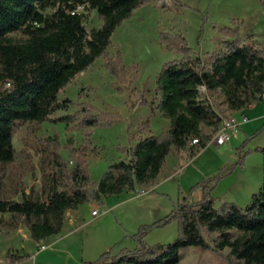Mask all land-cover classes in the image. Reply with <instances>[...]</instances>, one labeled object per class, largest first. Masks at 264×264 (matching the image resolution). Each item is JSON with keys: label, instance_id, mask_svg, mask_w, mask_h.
<instances>
[{"label": "trees", "instance_id": "1", "mask_svg": "<svg viewBox=\"0 0 264 264\" xmlns=\"http://www.w3.org/2000/svg\"><path fill=\"white\" fill-rule=\"evenodd\" d=\"M149 0H0V162L15 159L14 135L20 120L45 121L70 99L61 100V90L81 71L104 54L111 37L135 8ZM181 0H175L180 2ZM264 5V0H262ZM95 9L102 21L91 30L85 25V13L72 12L77 4ZM48 8H54L48 12ZM240 27L227 28L226 37L206 58L193 54L182 35H164L168 47L180 50L183 57L166 62L157 82V108L170 119L167 130L156 134L150 120L130 129L136 141L125 159L113 162L97 184L86 169V150L74 147L66 161L59 150L47 155L43 181L37 194L22 193L21 199L0 198V214L21 216L32 238L41 242L60 232L66 210L80 204L154 184L172 148L186 150L192 140L206 147L221 127L225 113L220 112L202 88L224 93L232 111L244 110L264 94V45L247 41ZM13 33L25 38L17 40ZM113 72L120 61L110 63ZM143 102V101H142ZM86 111V108H84ZM76 112L77 126L94 125L100 119L92 109ZM65 117H55L62 120ZM212 127L210 133L202 124ZM264 148H259L263 150ZM239 162L223 168L214 177L195 184L189 195L174 202L166 217L144 224L134 235L138 246L118 253L108 250L88 264H176L181 248L189 245L213 248L206 234L213 235L217 249L229 246L228 258L237 264H264V179L246 205L223 201L215 205L211 183ZM201 187L203 197L192 201V192ZM181 194V188H179ZM179 220V235L168 243L148 245L143 236L152 225ZM11 251H8L9 256Z\"/></svg>", "mask_w": 264, "mask_h": 264}, {"label": "rangeland", "instance_id": "2", "mask_svg": "<svg viewBox=\"0 0 264 264\" xmlns=\"http://www.w3.org/2000/svg\"><path fill=\"white\" fill-rule=\"evenodd\" d=\"M53 10L54 8L47 9L48 12ZM263 10L262 0H149L135 8L132 15L116 28L105 53L79 72L61 90L60 99H70L66 108L57 110L50 115V119L42 122H18L14 135L15 159L11 162H0V198L21 199L23 192L39 193L44 166H48L47 155L57 149L66 161L71 160L75 151H71L70 143L76 148L86 150V169L92 183L97 184L113 162L127 157L134 141L130 136V129L132 132L136 131L141 122L149 119L158 132L164 131L165 118L156 112L159 101L157 78L166 62L184 55L180 50L169 48L164 35L184 36L192 53L206 58L209 52L217 48L219 39L227 36V28L240 27L241 30L242 19H245V29H253L254 25L249 21L250 15H257V25L254 28L263 30ZM84 13L88 30L102 24L95 9L86 7ZM241 14H246V17ZM12 35L17 40L25 38L22 33ZM111 61H120V70L113 72L109 64ZM202 91L222 110L221 92L217 97H212L205 88ZM90 108L100 117L98 122L87 127L77 126L78 123L74 121L76 112L82 111L85 114ZM236 116L239 120L242 117L240 113H236ZM55 117L65 118L54 121ZM248 117L249 121L245 125H239V133L245 134V139L237 137L239 145L234 150L230 147L221 150L222 145L212 143L208 150L198 154L195 159H190L201 147H195V151L188 148L182 161V164L188 161L184 171L174 173L160 188L137 196L135 191L141 187L138 186L134 190H123L105 196L101 201L91 200L80 204L78 207L83 213L82 221H88L80 236L101 239L105 233H118L120 228L117 224L123 223L132 231L140 220L152 224L166 217L171 213L174 204L168 191L173 192L174 199L178 198L181 186L188 193L193 185L215 174L218 166L221 167L227 162L230 163L229 166L236 165L240 150L243 149L245 151L241 155L251 150L247 154L248 168L242 170V165L238 163L233 169H228L222 176L226 173L232 176L222 182L219 191L224 189L225 183L236 177H242L244 181L256 180L262 174L263 182L264 149L259 148H264V119L254 120L251 115ZM232 142H236V139L230 140L229 144ZM171 151L172 159L177 150ZM235 151L238 154L233 160ZM125 198L127 201L115 212L109 211L94 218L93 209L102 212L106 205L110 206ZM220 204L221 202H215L217 207ZM117 218L122 223H117ZM91 220L93 221L89 222ZM137 228L135 232L140 229ZM28 229L23 217L13 218L9 212L0 214V264H17L14 262L16 258H19L18 264H33L25 255L18 257L15 252L24 248L25 253H38L37 242L33 238L20 237ZM17 235L19 236L16 237ZM178 235L179 220L172 218L166 224L152 225L144 234L143 241L148 245L168 243ZM206 237L213 248L185 246L181 248L180 259L176 264H237L228 258L229 246L217 249L212 241L213 235L206 234ZM42 242L46 243V240ZM8 251H11L9 256Z\"/></svg>", "mask_w": 264, "mask_h": 264}, {"label": "crops", "instance_id": "3", "mask_svg": "<svg viewBox=\"0 0 264 264\" xmlns=\"http://www.w3.org/2000/svg\"><path fill=\"white\" fill-rule=\"evenodd\" d=\"M264 12V10H263ZM242 16L246 17V14H241ZM248 16V15H247ZM257 15H250L249 21L252 25L256 26L257 25ZM243 24L241 25V35L243 37L252 39L256 42L264 43V29L263 30H257V28H254L251 30H246L245 29V19H242ZM204 88V87H203ZM209 95L212 97H217L219 95V92L222 94V98H220V103H221V109H218L220 112L229 115H233L239 122V125H245L249 121L248 115L252 116L254 120H263L264 119V94L262 98L257 101L256 103L250 105L244 110H237V111H232L228 107V103L226 100V97L222 90L220 88H217L215 90H210L207 91ZM209 97V96H208ZM157 108V107H156ZM156 112L158 115L163 116L160 112V110L157 108ZM236 113H240L242 115L241 119L239 120L236 116ZM165 118V123L163 124V130H167L171 124V121L169 118L163 116ZM246 118V119H245ZM141 121V120H140ZM264 126V122H263ZM151 127L153 131L158 134V130L155 128L153 122H151ZM202 129L206 133H210L212 131V127L208 126L206 124H202ZM246 133V132H245ZM239 134V135H238ZM240 136V139L242 140L243 138L245 139V134L239 133V129L234 133L233 137L230 139H236V142H232L229 144V141L224 144L220 145L221 150L227 149V148H232V150L235 149V147H238L239 145L237 141L239 140L237 137ZM250 136V135H248ZM243 139V140H244ZM240 140V141H241ZM136 141H133V144H135ZM219 144L216 141H211L206 147L201 148L196 154L191 155L190 159H195L198 154L201 152H204L205 150H208L209 146L211 144ZM236 143V144H235ZM197 144L192 145L190 148H192L193 151H195V147H197ZM177 150L175 157L171 159V153L172 151L168 154L166 157V160L164 162V165L160 171V174L158 175L156 182L154 184H143L141 187H138L136 192L137 196H142L147 194L149 191L156 190L160 188L161 186L164 185V183L172 178V175L174 173H181L184 171L185 164H182V161L184 160L185 157V152L186 150H178L175 147H173L172 150ZM237 149V148H236ZM245 149L240 150V154L243 153ZM237 151H235V154H233V160L237 158ZM248 156L246 155L244 158V163L242 165V170L247 169L248 167ZM230 165V163H226L225 165H222L221 167L218 166L217 172H219L221 169L226 168ZM263 169H264V162H263ZM236 171V170H235ZM217 172L213 175H216ZM229 173H226L224 176L221 177L220 180L218 181H213L211 185L213 186V189L211 190L212 196L216 198V202H223V201H234L237 202L240 205H246L247 203L250 202L251 197L253 193H255L261 186L262 183V174L258 177H256V180H247L244 181L242 177H236L231 180V182L225 183L224 189L219 191V188L222 184V182H225L227 178H230L232 175H228ZM231 174V172H230ZM213 175H210L208 177H211ZM244 184V185H243ZM194 186V185H193ZM144 190V192H142ZM182 186H181V194L178 193V198L174 199L173 197V192L171 193L170 191L166 192L168 193L172 199L173 202H177V200H182L184 197L189 195L186 192ZM161 193L165 194L164 191ZM171 193V194H170ZM217 193V194H215ZM203 197V189L201 187L196 188L191 196L190 199L192 201L200 200ZM129 200V199H128ZM127 199H121L113 202L110 206L106 205L107 207L100 212L97 210V213H94V210H92V214L94 218L101 216L109 211H114L119 208L124 202H126ZM217 205V204H216ZM8 213V212H7ZM10 213V212H9ZM6 214V213H5ZM12 215V213H11ZM83 218V213L81 211V208H69L66 210L65 213V218H64V226L62 230L56 234H53L46 238V243L37 242L36 246L38 247V253H33V254H28L27 252L25 253L24 248L18 249L15 251L20 257L22 255H25L29 260L33 262V264H84L86 262L90 261H95L100 257V255L108 250H112L113 253H118L122 249L125 248H136L138 246V240L134 236L136 234L135 229H138L137 227H141L142 225L146 224L143 220H140L134 230H129L127 226H125L122 222H120L119 218H117V223H122V224H117L120 228V231L118 230V233H114L113 231L105 233L104 237L101 239L98 238H93V239H87L81 237V232L83 231V228L86 226L88 221H82ZM94 220V219H93ZM93 220L89 221L92 222ZM78 234V235H77ZM77 235V237H75ZM17 235L16 237H18ZM26 237L29 239H32L31 232L28 229L27 232H25L23 235H20V237ZM133 236V237H132ZM15 237V238H16ZM14 238V239H15ZM40 244H45L47 245L46 248L40 249L39 245ZM24 252V253H23ZM19 258H16L14 260L15 263H19Z\"/></svg>", "mask_w": 264, "mask_h": 264}, {"label": "built area", "instance_id": "4", "mask_svg": "<svg viewBox=\"0 0 264 264\" xmlns=\"http://www.w3.org/2000/svg\"><path fill=\"white\" fill-rule=\"evenodd\" d=\"M86 8L85 3H79L77 4L76 8L72 11L74 12H83ZM246 119V118H245ZM239 129V122L238 120L233 116L229 115L226 118H224L221 127L217 130L213 137V141H216L219 145L226 144L234 135V133ZM199 142L198 138H194L191 142V144H197ZM144 192V190H142ZM94 213H97V210H94ZM47 245L40 244L39 248L44 249Z\"/></svg>", "mask_w": 264, "mask_h": 264}]
</instances>
